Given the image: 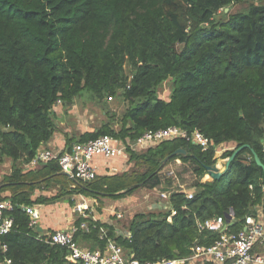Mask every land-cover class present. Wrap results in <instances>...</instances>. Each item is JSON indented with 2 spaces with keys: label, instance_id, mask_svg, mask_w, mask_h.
I'll list each match as a JSON object with an SVG mask.
<instances>
[{
  "label": "trees",
  "instance_id": "16d2710c",
  "mask_svg": "<svg viewBox=\"0 0 264 264\" xmlns=\"http://www.w3.org/2000/svg\"><path fill=\"white\" fill-rule=\"evenodd\" d=\"M242 1L0 0V164L12 162L11 172L4 171L0 181V202L10 198L15 205L42 204L44 200L32 201L31 194L43 182L69 183L65 196L78 191L120 203L137 187L159 190L162 161L183 147L188 155L169 162L179 158L193 164L205 180L196 185L193 198L175 192L165 209L140 212L127 221L115 215L103 222L91 218L90 231L79 232L77 241L82 246L93 241L90 249L95 250L113 240L127 258L159 262L188 258L195 245L220 238L214 232L200 234V222L226 218L233 211L229 232L241 231L246 216H258L259 205L264 210V171L252 153L264 164V0L219 24L214 19ZM169 79L173 91L165 101L157 90ZM83 91L98 101L121 97L129 107L119 132L105 126L77 140L66 138V150L102 135L135 141L149 130L171 126L199 130L215 147L203 152L186 140L166 141L130 155V162L142 163L140 171L107 170L90 182L61 175L56 161L25 168L58 131L51 114L54 105H67ZM220 145L250 148L221 180H214L206 167L216 164ZM7 191L12 195L1 197ZM171 209L177 214L169 222ZM11 216L15 227L0 235V263L70 264L67 249L37 239L41 232L30 227L22 208L16 207ZM78 218L75 225L84 221ZM120 225L129 229L131 240L118 235Z\"/></svg>",
  "mask_w": 264,
  "mask_h": 264
},
{
  "label": "built area",
  "instance_id": "2783aa9c",
  "mask_svg": "<svg viewBox=\"0 0 264 264\" xmlns=\"http://www.w3.org/2000/svg\"><path fill=\"white\" fill-rule=\"evenodd\" d=\"M111 100V99H110ZM186 140L192 145L198 147L203 152L209 151L215 147L213 141L206 137L199 130L187 131L177 126H171L166 129L149 130L141 135L135 141L124 142L122 139L102 135L87 142H78L71 149H49L41 147L35 157L26 164L25 168L31 169L50 162H58L61 171L66 173L67 177L76 182L93 181L100 173L101 162L105 163L106 170L110 173H118L120 169L116 166H110V162L118 159L127 160V153L132 151H146L157 145L171 140ZM235 151L236 147L220 145L215 150V160L218 167H222L225 161L219 155H224L229 151ZM176 162L181 163L180 160ZM73 189L76 185L72 186ZM252 188V187H251ZM173 193L167 191L152 190L144 196L146 208L150 211L157 210L158 204L168 206L169 199ZM188 198H193V193H185ZM90 201L80 200L74 206V213L80 217L86 218L91 209ZM110 211L119 221H127L134 216L129 214L135 207H112ZM16 207L22 208L30 217V227L38 228L40 226V214L35 206L15 205L9 198L0 202V235L10 233L15 227V219L11 213ZM164 208V209H165ZM140 213V212H139ZM137 214V213H136ZM177 214L174 209L168 216V221ZM228 217L234 219V212L224 217H216L205 222L198 223L199 233L214 232L220 235V238L211 245L197 244L192 248L193 254L188 258L163 259L159 262H140L133 258H127L122 246H119L113 240H109L104 249L91 250L84 248L76 239L79 232H89L90 226L86 222L80 225H72L69 228H59L53 232H41L37 239L52 246H59L67 249L66 260L70 264H264V221L261 215H248L245 218L244 226L238 233L229 232ZM120 225L116 232L131 240L132 234L128 228ZM106 234V231H105ZM104 239V235L100 236ZM0 264H11L10 260Z\"/></svg>",
  "mask_w": 264,
  "mask_h": 264
},
{
  "label": "rangeland",
  "instance_id": "374dc122",
  "mask_svg": "<svg viewBox=\"0 0 264 264\" xmlns=\"http://www.w3.org/2000/svg\"><path fill=\"white\" fill-rule=\"evenodd\" d=\"M255 3L263 4V1L245 0L240 3L233 4L225 11H219V13L215 16L214 22L219 24L226 21L229 15L247 13L250 6ZM126 74H131V68L129 66L126 67ZM172 91L173 79H169L159 86L157 95L160 99L169 101ZM128 107V102L121 97L116 99L114 98L113 100L104 99L102 101H98L87 91H83L67 105L62 102H58L51 110V114L58 129L55 134V138H57L55 142L57 144L62 141V143L65 144L66 138H75L77 140L80 139L81 135L98 131L105 126L117 133L120 131L124 123V115L126 114ZM53 147L55 146H47L46 148L52 149ZM144 152L145 151H132L131 149L128 151V159L124 161V167H122L125 168L124 173L128 171L136 172L137 169H143L142 163L139 164V162H130V155L132 153L143 154ZM219 156L222 160L227 159L225 154L223 156ZM178 160H180L181 163L169 162L161 169L160 173L162 175L163 185L158 189L159 191H167L171 193L191 192L194 195L197 189L196 185L200 182L205 183V180L200 179V177H198V175L194 172L195 166H193V164L183 163L179 158ZM11 167V161L8 162V165L0 164V175L2 172L4 173V171L5 174H9L11 172ZM68 185L69 183H65V185H57L55 183L45 184L41 182L33 192V195L31 194L32 201H37L38 199L44 200L42 201V204L40 203L41 205L36 204V208L40 214L41 220L40 218L39 220H43V223L50 221V224L53 225L51 228L47 229L46 232H53L54 229H64L75 225V221L79 219V214L74 213V206L83 199L90 201L89 203L91 207L87 213V217L83 218V222L88 223L92 219L94 222H103L104 220L115 218L112 213L108 212L111 208L110 206L116 204L115 199H108L109 197L96 199L80 194L78 191H74L72 192L73 194L65 196L66 186ZM140 187L135 188L131 195L124 198V202L129 204L123 209L135 207L130 210L129 214L134 215L139 212H151L148 208H146V203L143 199L149 190ZM64 192L65 194H63ZM122 192H125V190L120 193ZM6 193L7 196L12 195L11 191H7ZM56 195H58L56 200H52ZM70 196L75 197L72 201L67 202V199H69ZM1 197H5V195H2ZM262 206L263 205H259V207H257V213L261 215V219L264 221V210ZM92 242L93 241H87L83 247L88 249L93 248L94 244Z\"/></svg>",
  "mask_w": 264,
  "mask_h": 264
},
{
  "label": "water",
  "instance_id": "95a60500",
  "mask_svg": "<svg viewBox=\"0 0 264 264\" xmlns=\"http://www.w3.org/2000/svg\"><path fill=\"white\" fill-rule=\"evenodd\" d=\"M250 148L249 145H243L239 148H237L233 154L225 161L224 165L222 167H218L217 164L206 167V171L208 173V175L214 179V180H221L222 177L226 174V172L229 170L231 164L234 162V160L237 158V156L244 151L245 149ZM255 161L257 163V165L263 169L264 171V164L262 163L261 159L259 158V156L252 151ZM188 152L185 148L181 147L179 148L176 152H174L172 155L166 157L163 161L162 164L160 166V169H162L169 161L171 158L175 157V156H187ZM61 175L67 176L66 173L61 172ZM228 225L229 227H231L233 225L232 222V218L228 217ZM39 232H43V229L41 228V226H39L38 228Z\"/></svg>",
  "mask_w": 264,
  "mask_h": 264
},
{
  "label": "crops",
  "instance_id": "0c3cea01",
  "mask_svg": "<svg viewBox=\"0 0 264 264\" xmlns=\"http://www.w3.org/2000/svg\"><path fill=\"white\" fill-rule=\"evenodd\" d=\"M57 140V138H53L49 143H48V147H51V146H55V147H53L54 149L56 148H58V149H63L64 147H65V145L62 143V141H60V143H57L56 144V141ZM57 145V146H56ZM124 160H122V159H118V160H116V161H114V162H110L109 164H110V166H112V167H114V166H116L117 168H119L120 169V171L121 172H123L124 170H125V168H122V167H124ZM177 163V162H176ZM105 166V163L102 161L101 162V168H100V172L101 173H105L107 170H106V167H104ZM3 173V172H2ZM1 173V175H0V180H1V178H2V174ZM107 173V172H106ZM7 193L5 192L3 195H5L6 197H7V195H6ZM118 202V201H117ZM117 202H115L116 204L115 205H113L112 207H125V206H127L129 203H127V202H124V201H121L120 203H117ZM36 207V206H35ZM111 207V206H110ZM165 208V206L164 205H161V204H158V208H157V210L158 209H164ZM108 212H110L111 213V211L109 210ZM40 220H41V218H40ZM44 221L42 220V221H40V226H41V228L43 229V231H46L47 229H49V228H51V226H53V225H51L50 224V221H46L45 223H43ZM59 229V228H58ZM57 230V229H56Z\"/></svg>",
  "mask_w": 264,
  "mask_h": 264
}]
</instances>
